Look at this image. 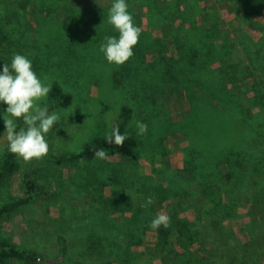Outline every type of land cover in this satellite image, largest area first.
<instances>
[{"label": "trees", "instance_id": "16d2710c", "mask_svg": "<svg viewBox=\"0 0 264 264\" xmlns=\"http://www.w3.org/2000/svg\"><path fill=\"white\" fill-rule=\"evenodd\" d=\"M226 1L235 11L236 25H225L214 5H200L203 0H126L141 34L129 60L137 73L121 77L119 89L124 93L119 95L129 97L136 109L143 106L146 111L148 105L158 113L157 100L166 93L185 95L190 111L184 121L194 134L189 133L184 161L192 174L164 171L160 180L144 186L133 181L124 164L95 159L94 152L104 149L108 155L137 160V136L125 125L134 111L122 107L124 122L113 126L119 125L128 136L122 146L97 138L76 153L53 158L56 164L74 163L67 183L91 196L90 203L79 212L67 204L51 225L28 223L26 237L35 243L18 245L9 241L1 224L24 214L36 199L49 197L52 186L48 178L21 170V195L3 190L20 171L18 157L6 146L0 159V191H5L0 201V264H36L37 259L40 264H152L156 259L161 264H264V20H258L264 0ZM113 2L0 0V59L9 57L10 64L14 54L28 51L22 49L25 29L16 27L19 22L33 29L27 15L35 17L36 26L51 22L54 40L62 48L78 49L83 33L95 36L98 43L105 36H118L108 23ZM246 25L259 31L257 40ZM238 84H245V94L235 90ZM50 96L63 99V105L70 102L57 85ZM208 107L213 112L206 122L203 113ZM107 185L112 187L108 195ZM226 186L230 195L221 192ZM149 196L155 202L142 207ZM201 196L203 203H198ZM219 196L238 206L227 208L209 200ZM156 202L171 218L168 228L150 227L158 215ZM242 203L247 206L241 208ZM191 209L194 215H181ZM148 232L155 233V246L135 250ZM52 251L56 260L48 262Z\"/></svg>", "mask_w": 264, "mask_h": 264}, {"label": "rangeland", "instance_id": "374dc122", "mask_svg": "<svg viewBox=\"0 0 264 264\" xmlns=\"http://www.w3.org/2000/svg\"><path fill=\"white\" fill-rule=\"evenodd\" d=\"M101 3H105V1ZM201 4L214 5L225 25H236L234 22L235 11L226 0H203ZM258 20H264V12L258 17ZM26 22L32 24L33 29L22 28V24L16 23L17 29H25V36L21 39L22 49L24 46L28 49V51L21 50L20 54L32 61L33 70L44 83L51 82L52 87L57 85L62 93L69 95L70 102L63 105V99L53 98L49 93L44 104L47 105L50 112L56 111L60 116L53 131L47 134L49 153L39 162L33 160L26 163L18 158L20 171L15 172L9 178L7 185L3 187V190L11 195H21L20 182L23 172L21 170L33 172L45 179L48 178L52 186L49 197L36 199V202L24 209V214L17 216L12 222L5 221L1 224L9 241L18 245L32 246L31 244H34L35 241L26 237L28 223L36 221L44 224L47 222L51 225L64 211L67 204L69 207H75L78 212L81 208H86L84 205L87 206L90 203L91 196H85L74 185L67 183L69 177L75 172L74 163L56 164L53 158L76 153L88 142L104 138L116 123L124 122V119L120 118L122 107H130L134 111L126 118L125 125L131 133L137 136V160L132 161L118 155H108V161L124 164L129 174L134 175L133 181L144 186L156 183L164 171L177 170L188 175L192 174L188 169L190 165H186L184 161L190 146L189 135L194 133L190 125L184 121L190 111V106L183 93L171 94L168 92L164 97L158 99L157 101L161 105L160 113L149 110L148 105H146V111L143 110V106L136 109L135 103L129 97L125 98L119 95L124 93L119 89V84H121L119 80L122 82V76L129 78L135 76L137 73L135 63L127 61L119 67L110 65L103 53L99 51L101 43L96 41L95 36L88 33L82 34V46L78 49L62 48L54 40L55 31L51 22L44 20L36 26L33 15H27ZM142 27H146L144 17ZM245 30L255 40L260 36L259 31L251 25H246ZM113 32L115 31L113 30ZM115 37L118 38L117 35ZM149 59L148 56L147 60ZM4 60L6 62L0 59V71H2L3 64H9L7 63L9 57H4ZM244 85L238 84L234 88L238 93H242L246 87ZM245 93L246 91L243 92V94ZM6 107L7 105L0 103V159L7 146L6 138L3 136V118L6 115ZM212 112V108L208 107L203 113V119L206 122L210 120ZM190 118H193L192 115ZM186 120L189 121L188 118ZM137 121L147 125V131L143 135H138ZM17 123L19 127L24 126L22 121H17ZM220 167L223 169L224 166ZM56 184L59 186L56 187ZM105 188L108 195L112 187L107 185ZM131 188L135 189V186ZM226 188L227 186L221 192L230 195L231 193L225 191ZM4 198L5 191H0V201ZM218 198L209 200L225 205L227 208L238 206L236 203L228 202L226 198H220V196ZM203 199L202 196L199 197L198 203H203ZM160 206L157 202L155 203L158 214L165 211ZM245 206H247L246 203L240 205L241 208H245ZM163 207H166V203L163 204ZM181 215H194V210H188ZM46 227L48 226H41L44 230H47ZM236 231L241 238L244 236L239 228H236ZM56 233H52V238H56ZM51 235L49 234V236ZM155 239V233L148 232L144 244L134 249L137 251L152 249L155 246ZM55 254L56 252L52 251L47 261L56 260L53 257ZM12 264L16 263L12 262ZM152 264H161V261L156 259Z\"/></svg>", "mask_w": 264, "mask_h": 264}, {"label": "clouds", "instance_id": "9594fccd", "mask_svg": "<svg viewBox=\"0 0 264 264\" xmlns=\"http://www.w3.org/2000/svg\"><path fill=\"white\" fill-rule=\"evenodd\" d=\"M126 0H114L108 12V23L118 32L115 36H105L99 51L103 53L110 65L123 66L134 56V47L139 42L141 28L134 24L133 16L128 11ZM47 79V78H45ZM52 90V84L44 83L35 73L32 61L24 55L14 54L11 63L3 64L0 71V103L7 105L4 121V134L8 150L24 162L42 161L49 153L50 146L47 134L53 131L60 119L56 111H49L46 101ZM43 105V106H42ZM17 121H22L19 127ZM138 135L147 131V125L137 121ZM128 139L120 132L119 125L106 134L108 144L122 146ZM94 158L107 160L108 153L104 149L94 152ZM83 166L86 161L82 158ZM149 196L141 206L147 208L154 203ZM171 218L166 213L158 214L150 224L153 230L161 226L168 228ZM36 264H40L37 259Z\"/></svg>", "mask_w": 264, "mask_h": 264}]
</instances>
